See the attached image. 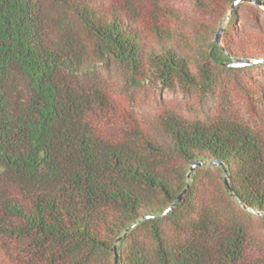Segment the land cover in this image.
Wrapping results in <instances>:
<instances>
[{
  "label": "trees",
  "instance_id": "obj_1",
  "mask_svg": "<svg viewBox=\"0 0 264 264\" xmlns=\"http://www.w3.org/2000/svg\"><path fill=\"white\" fill-rule=\"evenodd\" d=\"M235 1L0 0V264H264V29L239 12L264 0ZM148 85L200 113L138 111Z\"/></svg>",
  "mask_w": 264,
  "mask_h": 264
},
{
  "label": "rangeland",
  "instance_id": "obj_2",
  "mask_svg": "<svg viewBox=\"0 0 264 264\" xmlns=\"http://www.w3.org/2000/svg\"><path fill=\"white\" fill-rule=\"evenodd\" d=\"M253 7L250 10L248 7L239 6L241 18L250 25H253V12H255L259 20L258 27L264 29V5H255ZM129 101L132 106L144 114L151 113L162 102L172 103L177 108H181L188 116L196 114V111L199 112L195 108H189L187 100L178 90H168L160 86L148 85L142 90H136L133 96L129 97Z\"/></svg>",
  "mask_w": 264,
  "mask_h": 264
},
{
  "label": "water",
  "instance_id": "obj_3",
  "mask_svg": "<svg viewBox=\"0 0 264 264\" xmlns=\"http://www.w3.org/2000/svg\"><path fill=\"white\" fill-rule=\"evenodd\" d=\"M240 0H237V1H235L234 3H233V5H232V8L235 6V4L237 3V2H239ZM253 2H255V1H253ZM256 3V2H255ZM220 33H221V28L218 30V32H217V34H216V40L217 41H219V38H220ZM232 65H237V66H241V65H243V64H245V63H231ZM195 166V165H194ZM194 166H192L191 167V170L194 168ZM226 184H227V186H228V182H226ZM182 199V194L177 198V200L175 201V203L176 202H178V201H180ZM175 203L171 206V208H173L174 207V205H175ZM170 209V208H169ZM116 258H117V256H116Z\"/></svg>",
  "mask_w": 264,
  "mask_h": 264
}]
</instances>
